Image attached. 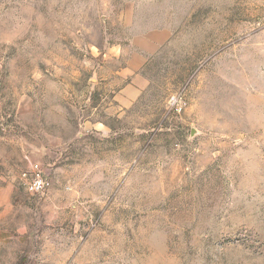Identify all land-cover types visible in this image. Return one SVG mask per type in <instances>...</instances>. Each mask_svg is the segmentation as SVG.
<instances>
[{"label":"rangeland","instance_id":"obj_1","mask_svg":"<svg viewBox=\"0 0 264 264\" xmlns=\"http://www.w3.org/2000/svg\"><path fill=\"white\" fill-rule=\"evenodd\" d=\"M172 1L123 107L125 0H0V264H264V0Z\"/></svg>","mask_w":264,"mask_h":264},{"label":"crops","instance_id":"obj_2","mask_svg":"<svg viewBox=\"0 0 264 264\" xmlns=\"http://www.w3.org/2000/svg\"><path fill=\"white\" fill-rule=\"evenodd\" d=\"M125 19L130 32L128 57L120 75L128 80L117 100L123 107L130 106L145 91L147 79L142 70L147 61L163 49L174 36L172 0H125Z\"/></svg>","mask_w":264,"mask_h":264},{"label":"built area","instance_id":"obj_3","mask_svg":"<svg viewBox=\"0 0 264 264\" xmlns=\"http://www.w3.org/2000/svg\"><path fill=\"white\" fill-rule=\"evenodd\" d=\"M49 184L44 179L39 170V166L33 167V174L30 179L27 180L26 190L30 194H40L44 192Z\"/></svg>","mask_w":264,"mask_h":264}]
</instances>
